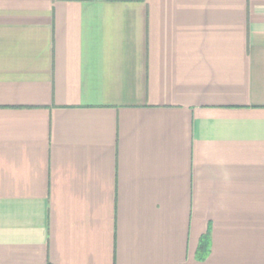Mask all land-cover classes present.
<instances>
[{
	"label": "crops",
	"instance_id": "1",
	"mask_svg": "<svg viewBox=\"0 0 264 264\" xmlns=\"http://www.w3.org/2000/svg\"><path fill=\"white\" fill-rule=\"evenodd\" d=\"M0 264H264V0H0Z\"/></svg>",
	"mask_w": 264,
	"mask_h": 264
},
{
	"label": "trees",
	"instance_id": "2",
	"mask_svg": "<svg viewBox=\"0 0 264 264\" xmlns=\"http://www.w3.org/2000/svg\"><path fill=\"white\" fill-rule=\"evenodd\" d=\"M210 252V239L209 236L206 234L204 235L197 247V251L195 254V258L197 261L202 262L204 261Z\"/></svg>",
	"mask_w": 264,
	"mask_h": 264
}]
</instances>
